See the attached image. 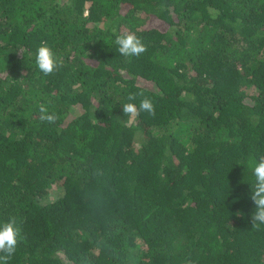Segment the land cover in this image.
Masks as SVG:
<instances>
[{"label": "trees", "instance_id": "trees-1", "mask_svg": "<svg viewBox=\"0 0 264 264\" xmlns=\"http://www.w3.org/2000/svg\"><path fill=\"white\" fill-rule=\"evenodd\" d=\"M123 32L147 51L120 55ZM42 43L63 62L49 76ZM130 93L155 117L129 122ZM261 156L264 0H0L8 264H264Z\"/></svg>", "mask_w": 264, "mask_h": 264}, {"label": "clouds", "instance_id": "clouds-1", "mask_svg": "<svg viewBox=\"0 0 264 264\" xmlns=\"http://www.w3.org/2000/svg\"><path fill=\"white\" fill-rule=\"evenodd\" d=\"M116 45L120 55L124 57H140L147 51L146 45L142 39L134 32H123L116 36ZM36 65L44 76L52 75L63 67V62L56 53L47 44L42 43L37 50L35 57ZM137 95L143 96V93H130L127 97L129 103L122 106L123 113L129 122L139 117L140 113H147L149 116L155 117L156 110L153 101L144 97L137 105L133 101L137 99ZM39 119L42 122L54 124L58 116L49 111L46 104H40ZM252 168L255 182L252 185L250 199L255 205V212L251 217L252 230L260 231L264 226V156L258 160L250 159L248 162ZM21 229L17 226L15 218H10L7 222L0 224V264H8V261L15 254L18 244L22 241Z\"/></svg>", "mask_w": 264, "mask_h": 264}]
</instances>
